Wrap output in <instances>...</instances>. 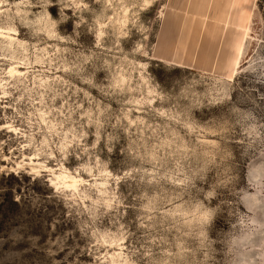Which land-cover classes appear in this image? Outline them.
I'll use <instances>...</instances> for the list:
<instances>
[{"label": "rangeland", "instance_id": "rangeland-1", "mask_svg": "<svg viewBox=\"0 0 264 264\" xmlns=\"http://www.w3.org/2000/svg\"><path fill=\"white\" fill-rule=\"evenodd\" d=\"M0 264H264V0H0Z\"/></svg>", "mask_w": 264, "mask_h": 264}, {"label": "bare ground", "instance_id": "bare-ground-1", "mask_svg": "<svg viewBox=\"0 0 264 264\" xmlns=\"http://www.w3.org/2000/svg\"><path fill=\"white\" fill-rule=\"evenodd\" d=\"M12 72H18L15 69H12ZM60 180H62L67 186H75L77 183L76 177L69 174H60L57 176Z\"/></svg>", "mask_w": 264, "mask_h": 264}, {"label": "snow or ice", "instance_id": "snow-or-ice-1", "mask_svg": "<svg viewBox=\"0 0 264 264\" xmlns=\"http://www.w3.org/2000/svg\"><path fill=\"white\" fill-rule=\"evenodd\" d=\"M55 10V9H54Z\"/></svg>", "mask_w": 264, "mask_h": 264}]
</instances>
